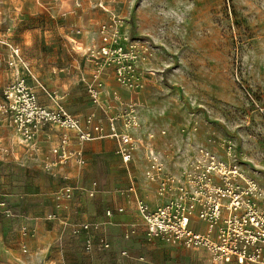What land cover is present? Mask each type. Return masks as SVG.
<instances>
[{"label":"rangeland","instance_id":"rangeland-1","mask_svg":"<svg viewBox=\"0 0 264 264\" xmlns=\"http://www.w3.org/2000/svg\"><path fill=\"white\" fill-rule=\"evenodd\" d=\"M39 3L46 5L44 0ZM73 3L84 8L85 14L79 26L67 31L55 24L46 28L43 14L30 23L25 19L18 23V0H0V61L4 65L0 104L4 100L3 89L16 80L17 66H24L18 59L15 70L10 65L12 48L20 50L28 67L32 65L31 59L46 54L49 59L56 57L49 62L56 74L64 68H76L72 66L75 63L81 69L91 67L95 73V65L85 54L88 48L101 43V26L116 22L118 39L133 44L146 57L145 85L129 91L115 80L112 72L103 73L114 78L126 102L111 118L131 107L138 108L140 127L134 131V137L146 143L148 134H153L152 144L163 153L170 171L178 173L179 166L190 162L192 153L205 146L226 163L228 170L237 171L230 174L232 180L246 188L254 186L264 200V0H73ZM35 23L43 28L34 31L42 36L40 44L34 46L28 40L25 42L24 29ZM73 35L81 39L79 43L67 38ZM81 82L86 86L87 80L81 78ZM43 88L61 97L62 102L61 93L68 94L61 89L53 91L44 83L43 87L37 85L35 91L41 90L47 96ZM90 115H95L104 126L105 134L110 133L109 118ZM0 122L10 129V119L1 113ZM117 125L122 128V122ZM22 148L29 152L28 148ZM144 154L140 148L134 163L141 174L146 167ZM114 168L117 183L112 190L116 193L115 190L128 185L119 186L123 173L128 182L129 179L122 162H115ZM69 184L74 185L71 180ZM10 207L14 217L0 213V221L17 230L0 237L3 247L0 264H213L205 251L184 250L165 240H149L144 230L142 240L125 235L118 238L120 250L134 245L129 253L105 249L100 235L91 229L75 233L71 216L67 224L61 215L54 220H40L45 231L40 229L37 238L28 239L22 233V224L17 226L15 222L23 214ZM86 236L92 241L90 250L85 247ZM24 246L28 248L26 253Z\"/></svg>","mask_w":264,"mask_h":264},{"label":"built area","instance_id":"built-area-1","mask_svg":"<svg viewBox=\"0 0 264 264\" xmlns=\"http://www.w3.org/2000/svg\"><path fill=\"white\" fill-rule=\"evenodd\" d=\"M100 5L103 7V3ZM99 32L101 43L88 48L85 54L95 65L92 78L97 80L108 71L129 91L144 88L146 57L133 44L118 39L116 22L103 24ZM77 34H81V31L77 30ZM17 59L28 68L20 56V50L12 48L10 65L14 70ZM16 76V80L3 89L0 113L10 119L24 148L36 150L38 135L48 126L74 133V137L64 133L49 148V153L43 158L46 171L52 172L57 167L69 164L79 169L85 168L88 164L86 144L112 139L115 141V153L124 164L129 179L126 187L115 190L116 194L134 203L149 240H165L184 250L205 251L213 264H264V200L254 186L246 188L232 180L230 174L234 175L237 171L228 170L226 163L215 152L201 146L192 153L190 162L180 165V171L174 173L166 166L163 153L153 146V134H148L146 143L134 137V131L140 127L138 108L131 107L126 113L109 118L110 133L105 134L104 126L95 115L80 118L67 110L61 97L43 88L52 102L50 106L45 105L35 89L19 77L18 70ZM86 87L93 101L97 102V88L88 82ZM118 122H122L121 129ZM140 148L145 152L143 178L144 183L151 186L149 191L148 187L144 189L139 183L132 167ZM11 151L9 147L0 145V158L8 157ZM97 191L98 183L93 182V188L86 192L93 197ZM74 192L75 188L70 184L59 189L54 195L56 208L67 209ZM118 211L124 210L119 208ZM0 213L8 218L14 217L6 200H0ZM112 213V210L106 211L109 217ZM56 218L58 214L52 212L44 219ZM91 228L92 224H83L75 233ZM22 233L25 237L34 238L37 229L25 223ZM135 233L136 227L132 226L124 235L130 238ZM100 242L109 246L104 237H100ZM85 247L87 250L92 248L89 236H86ZM23 251L26 253L28 248L24 246Z\"/></svg>","mask_w":264,"mask_h":264},{"label":"crops","instance_id":"crops-1","mask_svg":"<svg viewBox=\"0 0 264 264\" xmlns=\"http://www.w3.org/2000/svg\"><path fill=\"white\" fill-rule=\"evenodd\" d=\"M44 1L46 2L45 6L40 4L39 0H26V4L23 0H18L16 7L17 16L20 17L18 23L24 21V19L27 23H30L39 14H43L47 19L44 23L46 28L48 24L49 26L50 24H55L69 31L82 23L85 9L75 7L73 0ZM91 18H93L92 15ZM39 28L43 27H40L38 23L25 28V42L28 40L27 43L34 46L40 44L38 41L42 36L38 35V33L36 35V32H34ZM45 37L47 36L45 35ZM67 38H71L73 42L77 40L78 43L81 40L75 35ZM46 43L48 44V42ZM53 60H56V57L49 59L46 54H41V56L38 55L31 59L32 65L30 67L26 68L18 65L17 70H19L20 76L21 74L22 76L25 75V77L21 78L34 89H36L37 85L43 87L44 83L46 87L53 91L59 89V91L68 92L67 96H65V92L61 93L65 107L82 118L91 113L104 116L106 119L111 118L116 115V109H121L126 103L121 97L119 86L109 73L99 76L96 80L91 77L94 74L91 67L85 66V68L81 69L75 63L72 66L76 68H64L56 74V69L51 65L49 66V62ZM43 66H49V68L46 69L44 67V69ZM3 68L4 65L0 61V77L4 72ZM81 78H84L97 88L98 95H100L97 102L93 101L89 93V95L87 94L88 90L85 84L81 82ZM37 92L40 101L50 106V99L41 90ZM81 93H84V95H81ZM116 106H119V108ZM5 125V123L0 122V143L9 146L12 151L7 159H0V199L6 200L19 214H23L22 216L18 215V218L15 219V222L18 223L17 226L21 224L23 226L26 223L28 226L36 228L37 236L34 238H37L40 229L45 231L41 224L42 222H39L44 217L40 218L37 216L56 212L65 218V224H67V221L69 223L71 216V225L74 226V232L83 224H92V233L99 234L100 237H104L109 243V246L101 244L105 249L123 254L124 252H131L135 248L134 245L131 243L127 248L120 250L116 242L118 238L128 233L132 226L137 227L136 233L132 237L140 238V240L145 237L143 232V230L145 231L144 224L136 211L134 203L122 196H117L112 190L117 183L114 165L115 162H121L115 153L114 140L101 139L87 143L85 155L88 164L85 168L79 169L69 164L48 172L44 169L43 158L49 153V148L52 144L58 142L64 133H69L72 137H74V133L66 132L57 126H48L41 130L38 135L37 149L26 153L23 151L20 138L12 125L8 124L10 129H7ZM134 163L133 166H135ZM133 171L139 183L145 187L144 189L148 187L149 191L151 186L144 183V178L139 176L141 175L142 177L143 175L141 170L135 166ZM123 174L124 177H122L119 186L128 184L125 173ZM70 180L76 189L74 198L70 202L69 208L58 209L56 208L54 195L63 186L68 185ZM93 182L98 183V191L94 197H91L86 191L93 188ZM119 208H123L124 211L119 212ZM107 210H112L111 217L106 215ZM24 216H29L30 221L23 220L21 217L26 219ZM13 228L12 224L6 225L4 221H0V237L8 236L7 234L11 231L17 230V228ZM28 239L33 238L28 237ZM133 240L131 242H134ZM0 248L3 247L0 246Z\"/></svg>","mask_w":264,"mask_h":264},{"label":"bare ground","instance_id":"bare-ground-1","mask_svg":"<svg viewBox=\"0 0 264 264\" xmlns=\"http://www.w3.org/2000/svg\"><path fill=\"white\" fill-rule=\"evenodd\" d=\"M228 173H232L231 171H228Z\"/></svg>","mask_w":264,"mask_h":264}]
</instances>
